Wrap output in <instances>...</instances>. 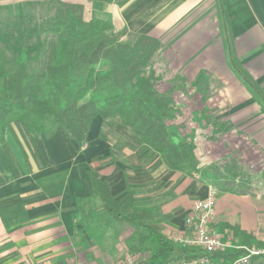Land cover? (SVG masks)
<instances>
[{
	"label": "crops",
	"instance_id": "1",
	"mask_svg": "<svg viewBox=\"0 0 264 264\" xmlns=\"http://www.w3.org/2000/svg\"><path fill=\"white\" fill-rule=\"evenodd\" d=\"M34 3L127 28V42L157 37L161 46L144 74L167 86L162 90L174 107L167 116L199 164L194 175L158 164L119 115L109 124L96 117L85 146L60 124L32 131L24 119L10 121L0 142V264H67L75 254L87 256V241L97 244L76 215L77 199L94 192L90 171L109 181L113 195L137 188L139 202L155 207L154 226L169 238L186 232L194 202L214 185L217 233L263 245L264 0H0V12L21 17ZM1 42L0 50H10L1 54L33 59ZM94 202L100 220L115 224ZM251 264H264V257Z\"/></svg>",
	"mask_w": 264,
	"mask_h": 264
},
{
	"label": "trees",
	"instance_id": "2",
	"mask_svg": "<svg viewBox=\"0 0 264 264\" xmlns=\"http://www.w3.org/2000/svg\"><path fill=\"white\" fill-rule=\"evenodd\" d=\"M52 26L59 42L53 60L42 63V72L30 68L32 62L41 60L38 55L28 63L13 51L5 58L1 53L10 51L8 48L0 50V142L8 123L15 119H24L35 130L28 120L35 114L42 129L60 124L73 140L85 146L96 117H103L109 124L107 118L119 115L122 123L132 128L134 141L151 148L152 158L158 156V164L185 168L194 175L199 164L195 150L167 116L173 110L172 99L144 74L161 41L140 35L134 42H127L123 39L127 28L116 30L108 21L85 20L64 9L55 13ZM9 57L17 61L12 73L5 70ZM90 177L94 192L77 199L76 216L98 243L107 227L98 216L96 199L114 220L134 226L126 244L134 254L151 252L140 260L142 264H182L200 255L228 264L242 252L227 249L206 253L174 242L154 226L155 207L139 202L137 188L130 186L123 196H117L112 194L109 181L98 179L92 171ZM234 231L236 235L242 232L239 227Z\"/></svg>",
	"mask_w": 264,
	"mask_h": 264
},
{
	"label": "rangeland",
	"instance_id": "3",
	"mask_svg": "<svg viewBox=\"0 0 264 264\" xmlns=\"http://www.w3.org/2000/svg\"><path fill=\"white\" fill-rule=\"evenodd\" d=\"M59 7L60 6L59 5L56 6V4L50 6L48 4L40 5L38 3H34V6L31 7V9L29 10V13L26 15H22L21 17L19 15H18L19 17L12 16L11 14L12 12L8 10L10 14L9 16L11 17L5 18V16L2 15L0 12V48L4 47L3 42L1 41L7 40L8 43L5 45L7 46L10 43V45H12V48L16 49L18 54H21L20 52L21 50H25L28 56L29 54L38 55V57H41L40 58L41 60L38 61L37 64L32 62L30 68L34 72H42L44 68L42 63L44 61L46 62V60H53V58L55 57V53H56L55 46H56V43L59 42L57 40L58 37L56 38V36L53 35L54 29L52 26L54 22V15L55 13L58 12L55 10H57ZM129 41L134 42V40L133 41L129 40ZM42 51H47V53H45L44 56L40 55ZM7 56L8 54L4 55L5 58ZM21 61H24V60H21ZM25 61L29 63L32 61V59L31 58L25 59ZM16 67H17V61L9 57L6 61L5 70L7 72L12 73L16 70ZM152 78L151 80L153 84L155 85V87L161 93L165 94L162 89L166 88L167 86L166 85L158 86L156 81L155 80L153 81ZM178 83H180V81H178ZM184 88H187V87L183 86L182 89ZM172 107H173V101H172ZM170 112H167V115ZM37 117L38 116H36L35 114H32L29 116L28 120L34 126L41 128L39 124H41L42 122H40ZM52 127H53L52 124H48L44 126L43 129L52 128ZM205 171L206 173H208L207 167ZM217 183L218 185L220 184L223 185L221 181ZM105 225H107L108 227L106 226L107 228L104 231L103 237L99 241L100 243H98L95 239L89 236V238L97 245L93 244L90 240H88L87 244H88V248L90 249V252H87L88 254L87 253L84 254V255L87 254V256L82 257L81 254L79 255L75 254L72 260L78 259V260L84 261L86 264H105L104 260L108 257L111 258L113 256L115 259H117L116 263H115L114 258H111V261L110 259H107L108 260L107 264H124L123 259H124L125 253L126 252L132 253L128 250V247L126 244V238H128L131 235V232L134 229V226H132L129 223L119 222V221H116V223L113 225H109V224H105ZM170 239L173 240L172 237ZM202 251L207 253V251H204V250ZM140 253L139 254L132 253V254L136 255L139 260L148 258L151 255L150 251H146V252L144 251L141 254ZM101 254L106 256V258H104V256ZM119 256H121V258Z\"/></svg>",
	"mask_w": 264,
	"mask_h": 264
},
{
	"label": "built area",
	"instance_id": "4",
	"mask_svg": "<svg viewBox=\"0 0 264 264\" xmlns=\"http://www.w3.org/2000/svg\"><path fill=\"white\" fill-rule=\"evenodd\" d=\"M219 190L214 185L209 186L206 197L194 202L193 207L186 217L187 229L185 233L177 234L173 241L183 246L200 248L208 253L227 250L241 249L240 255L228 264H251L257 258L264 257V244H237L229 239L222 238L213 228L212 223ZM124 264H142L138 257L126 252ZM67 264H86L84 261L74 259ZM182 264H224L216 261L209 255H200L183 260Z\"/></svg>",
	"mask_w": 264,
	"mask_h": 264
}]
</instances>
